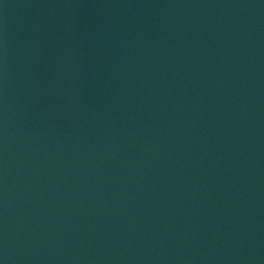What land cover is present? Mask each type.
<instances>
[{"label":"water","instance_id":"obj_1","mask_svg":"<svg viewBox=\"0 0 264 264\" xmlns=\"http://www.w3.org/2000/svg\"><path fill=\"white\" fill-rule=\"evenodd\" d=\"M0 264H264V0H0Z\"/></svg>","mask_w":264,"mask_h":264}]
</instances>
